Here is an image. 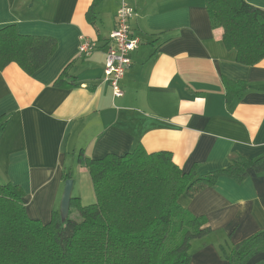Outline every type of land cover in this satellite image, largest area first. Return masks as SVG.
Wrapping results in <instances>:
<instances>
[{
  "label": "crops",
  "instance_id": "obj_1",
  "mask_svg": "<svg viewBox=\"0 0 264 264\" xmlns=\"http://www.w3.org/2000/svg\"><path fill=\"white\" fill-rule=\"evenodd\" d=\"M121 1L102 0L90 23L92 0H0V27L14 24L20 34L57 41L30 75L15 62L0 69V117L8 115L0 132V182L19 185L27 214L41 222L59 210L68 178L71 197L83 205L95 201L80 152L97 158L141 144L147 152L170 151L184 171L195 167L199 174L227 167L235 154H264V58L239 64L221 28L211 26L205 0H124L135 9L130 27L141 42L120 80L122 95L113 96L102 78ZM247 1L264 9V0ZM82 38L95 44L88 55L79 53ZM67 62L74 84L53 86ZM222 77L244 81L242 95L226 102ZM179 202L211 228L193 241L189 264H228L221 248L264 228V172L239 183L221 177Z\"/></svg>",
  "mask_w": 264,
  "mask_h": 264
},
{
  "label": "trees",
  "instance_id": "obj_2",
  "mask_svg": "<svg viewBox=\"0 0 264 264\" xmlns=\"http://www.w3.org/2000/svg\"><path fill=\"white\" fill-rule=\"evenodd\" d=\"M101 1L92 0L86 12L90 23ZM205 8L211 26L221 28L225 48L235 50L239 64L252 66L264 58L263 8L247 0H205ZM56 47L54 37L20 34L14 24L5 25L0 27V69L15 62L30 75ZM68 66L61 68L53 86L74 84ZM222 83L226 102L246 88L244 81L228 77H222ZM7 120L8 115L0 117V132ZM77 162L90 175L95 201L83 205L72 197L64 220L59 210L48 222L31 218L23 189L0 182V264H189L193 241L209 235L211 228L204 215L191 213L179 197L193 196L221 177L239 183L250 173L264 172V154H235L227 167L199 174L195 167L184 171L170 151L147 152L141 144L97 158L80 152ZM263 251L264 228L228 251L221 248L228 264H264V258H254Z\"/></svg>",
  "mask_w": 264,
  "mask_h": 264
},
{
  "label": "built area",
  "instance_id": "obj_3",
  "mask_svg": "<svg viewBox=\"0 0 264 264\" xmlns=\"http://www.w3.org/2000/svg\"><path fill=\"white\" fill-rule=\"evenodd\" d=\"M134 16L135 9L122 0L115 14L114 27L108 35L102 79L109 84L113 96L116 97L122 95L120 80L131 65L130 53L141 42L130 27V20ZM94 47L92 41L82 38L79 53L88 55Z\"/></svg>",
  "mask_w": 264,
  "mask_h": 264
},
{
  "label": "water",
  "instance_id": "obj_4",
  "mask_svg": "<svg viewBox=\"0 0 264 264\" xmlns=\"http://www.w3.org/2000/svg\"><path fill=\"white\" fill-rule=\"evenodd\" d=\"M73 181L71 178L65 180L64 191L61 197L59 205V214L62 220H64L69 213L70 200H71V190H72Z\"/></svg>",
  "mask_w": 264,
  "mask_h": 264
},
{
  "label": "rangeland",
  "instance_id": "obj_5",
  "mask_svg": "<svg viewBox=\"0 0 264 264\" xmlns=\"http://www.w3.org/2000/svg\"><path fill=\"white\" fill-rule=\"evenodd\" d=\"M71 216H73V217H76V214H74V213H71Z\"/></svg>",
  "mask_w": 264,
  "mask_h": 264
}]
</instances>
